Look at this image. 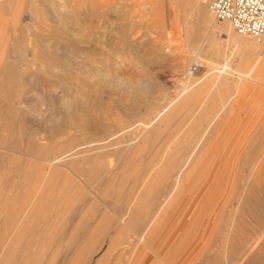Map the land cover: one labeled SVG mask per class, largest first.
Instances as JSON below:
<instances>
[{
    "label": "bare ground",
    "instance_id": "1",
    "mask_svg": "<svg viewBox=\"0 0 264 264\" xmlns=\"http://www.w3.org/2000/svg\"><path fill=\"white\" fill-rule=\"evenodd\" d=\"M127 1L120 0V7H123ZM88 4L93 6L95 2L94 0H0V29H3L0 38H5L3 41L0 40V43L6 44L12 33L18 31L7 28V23L12 22L11 24H15V28H18L19 21H24L23 18L28 20L30 26L26 24L25 29L29 32L33 29V36L36 39L33 45L36 61L34 63L38 64V69L32 73V77L35 76L37 82L43 84L42 89L59 88L63 93L62 98L60 97L61 111L53 119L51 115V118L48 116L53 123H50L51 126L46 132L35 130L37 127L29 129V132L17 130L14 125H10L8 117H3L2 128L6 134L0 135V150H6L10 154L0 151V264H91L90 260L93 259L91 256L99 243L96 230L102 222L106 223L108 228L116 227L120 230L118 235H114L115 231L107 233L109 236L112 233L114 235L109 240L110 247L107 252L103 251L104 255L101 253L103 255L100 256L101 258L93 259L94 262L91 261L93 264H149L152 258H154L152 263H156V258L164 264H173L171 261L174 262L188 243L195 226L204 222V214L191 221L189 227L177 238L171 252L165 255L166 257H162V251L149 240L156 225L169 212L183 188H187L186 194L199 176L198 172L188 183V176L201 156L209 149L210 144L199 141L195 151L187 153L178 150L175 154L163 156L156 161L154 159L148 161L145 155L147 153L145 150L149 149L147 146L154 143V138L161 135L162 130L170 128L171 121L182 113V110L188 111L187 108L190 109L195 104L196 98L208 89L211 79L202 82L193 78L195 75L193 67L203 66V62L197 60L188 68L186 85L181 87L174 100L167 102L161 108L152 107L150 102H136L137 104L130 107H122L120 103L117 113L125 116L127 120H124L125 122H122L121 118H118L117 122L110 120L107 107L104 105L105 101H102L103 97L101 98L94 91L111 88L114 83L118 81L121 83L122 79L116 78V80L103 75L105 66L97 57L102 54H99L96 46V37L91 35L86 37L84 19ZM166 4L176 9L173 17L168 14L167 28H170L171 22L175 21L177 31H183L185 35L192 37L193 43L198 42L201 37H208L211 29L225 31L239 46L249 50L254 65L258 66L260 72H264V43L256 38L254 40L248 36H236L232 32V25L227 21L217 25L213 12L210 7L208 8L207 0H166ZM91 14L96 13L91 12ZM257 41L261 43L263 50L260 51ZM154 54L158 57L156 59L161 61L160 53L154 51ZM190 58H194V55ZM15 64L6 57L0 69V97L7 100L12 98V101L22 96L19 92L23 86L20 84L22 80H17L23 76L18 75L17 79L14 77L17 74H15L17 69ZM179 68L182 67H177ZM84 71L91 72L93 78L96 75L95 80L91 78L89 80L90 76H87L88 80L80 79L77 75ZM221 78L225 81L223 75ZM85 87L88 90H85ZM74 88H77L76 93L73 92ZM141 95L137 94V99L142 98ZM217 95L220 97V94ZM230 96L232 98V95ZM218 97L217 99H220L223 96ZM33 101L32 98L25 101L27 106L24 109L19 107L23 99L14 101L17 106H14L15 109L10 107L12 103H5L4 111L5 113L10 110L16 111L19 119L24 114L34 116L38 110ZM146 113L148 119L139 122H135L137 119H134V122H128L129 117L135 118ZM41 119L43 121V117ZM37 122L41 123V120ZM259 129L262 130H259V134L249 133L233 139L235 143L241 140V137L243 141L245 140L242 149L254 146L253 150L251 147V151L245 152L242 160L239 159L242 150L236 158L237 162L242 161L241 163L246 164L257 162L256 171L248 172L245 178L243 174L235 172L231 175L232 181H228L223 187L228 174L231 151L221 153L220 150L214 149L208 154L207 161L217 160L210 166L199 186L197 196L201 197V204L196 209H207L218 191L224 189L225 204L223 205L228 208L227 215L221 216L222 218L210 216L209 224L202 235L201 249L209 251L216 247L218 252L213 256L210 254L216 263L221 264L225 257L231 264H264V127ZM70 132L80 135L72 136L69 141L65 138L67 143L64 146L60 139ZM41 136L44 142L40 141ZM228 138L229 135L225 142ZM255 138H259L258 141L251 142ZM118 146L123 148L118 150L116 149ZM22 157L25 159L23 160ZM8 165L9 168L6 169ZM4 171L6 175L3 174ZM219 178L224 181H218ZM107 197L111 198L106 201ZM97 201L106 204L105 207L117 217V222L105 216H102L101 221L98 222L99 215L96 216V220L91 219L88 212L91 211L94 216L98 213ZM124 225L128 230L123 229ZM119 246L122 248L118 249L116 256L114 254L115 262L109 261L110 251ZM206 260L205 258L204 261ZM208 262L204 263L208 264Z\"/></svg>",
    "mask_w": 264,
    "mask_h": 264
},
{
    "label": "rangeland",
    "instance_id": "2",
    "mask_svg": "<svg viewBox=\"0 0 264 264\" xmlns=\"http://www.w3.org/2000/svg\"><path fill=\"white\" fill-rule=\"evenodd\" d=\"M119 1L120 0H94L95 4L93 6L89 4L86 6V16L84 19V25L86 27L85 29H87L86 37L88 35L96 37V46L99 50V54H102L100 56L98 55L97 57L98 59H101V63H104L103 65L105 66L106 71L103 68V75H108V77H112L114 79L120 78L119 80L122 79V81L125 83L121 84L123 82L121 81V83H119L118 81L119 84L117 82V84L114 83L112 85L113 87H108L110 89L101 88L94 91V93L97 92L96 94H98L101 98H104H102V101H105L104 105L107 107V112L110 120L114 122H117L118 118H121L122 122H125L124 120H127L125 116L123 117V115L121 116V114L117 113V111L119 112V106L121 105H123L122 107H130L140 102H150L152 107L161 108L167 102L174 100L180 92L181 87L186 85L185 78H187L186 72L188 68L197 60L203 62L204 65L199 66V68L195 72V75H193V78H197L196 80H202V82L206 81L207 79H211V82H209L210 87L208 86V89L203 91L196 98L195 104L190 109L187 108L188 111L186 112L182 110V113H179L173 119V121H171L169 125L170 128L165 129L164 131L162 130V133H160L161 135L155 137L153 140L154 143L149 144V146H147L149 149L145 150V152H147L145 155L147 156L148 161H150L151 159H154L156 161L163 156L175 154L178 150H183L187 153L193 150L195 151V149H197V144L199 143V141H205L210 144L209 149H207L201 156L195 168L188 176V183L191 182V180L197 175L198 172L199 176L194 180V182L190 186V190L186 194L185 191L187 190V188H183L182 193L177 199H175L169 212H167V214L156 225L153 233L149 237V240L153 242L156 239L158 241L157 246L162 248V257H166L165 255H168L171 252L173 246L177 241V238L182 235V233H184L183 231H185L187 227H189L190 222L199 217V215L204 214L203 221L205 223L202 222L196 225L194 228V232L191 229V232H193V234L190 240L181 250L178 258H176L174 262H171L173 264H195L199 261L196 264H199L200 262V264H205L208 261L210 262L211 260V263L208 262V264H220L219 262L216 263L215 261H213V257H211L216 252H218L216 251V247L213 248L215 250L211 249L209 251H204L201 248L203 243L202 235L206 230V226L209 224V217H224L227 215L226 211L228 210V208L223 205L225 204V201L223 200L224 189L222 188L221 190H219L207 209L203 208L202 210L200 208L196 209L197 206L201 204V197L199 198L197 196L199 192L198 189L202 184L206 173H208L210 166H212L213 162L217 160L210 159L209 161H207L209 152H212V150L214 149L220 150L221 153L223 151H231L228 161V174L226 176L225 184L223 185V187L227 184L228 181H232L231 175H233L235 172L243 174V177L245 178V174L247 176L250 172L253 173L256 171L257 162L246 164L244 161V163H241L242 161H236V158L241 150L242 154H240L239 159L241 158L242 160V158H244L245 156V152L253 150L254 146H251L252 148L247 147L242 149L243 142L245 140L243 141L241 137V140L235 143L233 139L235 140L236 136H244L245 134L249 133L259 134V128L262 126L264 127V72H260V69L257 68L258 66L254 65L253 58H251L249 55V50L239 46L236 41L231 39L225 31L211 29L212 32L211 30H209L208 37H201V40L199 39L198 42L193 43L194 39H192V37L185 35L183 31V33L178 32L179 30L177 31L178 27L175 21H172V26L170 25V28H167L166 26L168 21V14L170 13V16L173 17V13L176 9L173 6H168L166 4V0H128L123 7H120L121 4H119ZM90 11L92 13L95 12L96 14H91ZM23 19L24 21L21 20L17 24L18 28H15L16 25L11 24L12 22H9V24L7 23V28L18 29V31L12 33V37H10V40L7 41L6 44L5 42L0 43V69L1 63L3 62V60H5L6 57H8V60L18 65L17 67V65L15 64L17 68L15 74H17L14 77L16 78L19 76H23L19 77V79L16 78L17 80H22L20 81V84H22L23 86L21 91L19 92L22 96L18 97L16 100L23 99V103L19 105V107L21 109H24V107L26 108L27 106L24 103L25 101H28L31 98L33 101L38 97L37 100L35 99V101H33L35 107L38 110V113H35L34 116L31 115V117H36V119L31 118L30 114H24L22 118L19 119L16 111L13 112L10 110L6 111V113L4 111L5 103L8 102L12 103V105H10L12 109H15V107H17L15 104L16 102L14 103V101H16L15 98L12 101V98H10L11 100H7L0 97V135L6 134V132H4L2 128L3 117L5 116L10 119V125H14L17 130L29 132V129L37 127L35 130L40 129L39 131L46 132L51 126L50 123H53L51 119H53V117L58 115L61 111L60 104H62V99H60V97L62 98L63 96L61 90L59 88H51L49 89L50 91L42 89L43 84L37 82L34 75V77H32V73L36 71V69H38V64L34 63L35 56L33 52V45H35L36 39L33 36V29H31V33L29 31H26V24L28 25L29 23L28 20H25V18ZM214 21L217 25H222L225 23V21H217L215 20V18ZM179 28L181 29V27ZM231 29L236 36L247 37L238 34L233 28ZM2 30L3 29H0V32ZM248 37L256 40L251 36ZM4 39V37L0 38L1 41H3ZM14 44L15 47L16 45H18L16 47V50ZM193 44L196 45L194 46ZM259 44L261 45V43L258 42V46L261 51L263 50V46H260ZM5 47L7 50L5 49ZM154 51H158L160 53L161 61L159 59H156L158 57L154 54ZM190 54L194 55V58H190ZM209 59H211V61ZM33 63L37 65H34ZM215 64L216 66H214ZM106 67H108V69ZM177 67L182 68L177 69ZM212 68H214L215 70H213ZM20 71L22 73H20ZM18 72L20 74H18ZM84 72H81V74L77 76L82 80H86L89 76V80L90 78L91 80H95L96 75L93 78L91 72ZM86 72L87 74H90L87 75ZM220 72H222V74H220ZM84 75H86V77ZM221 75L224 76L225 81L221 78ZM26 76L31 77L27 78ZM16 84L19 85L17 81ZM145 84L148 85L147 89L143 88L145 87ZM119 85L122 86V89L121 87H119ZM75 86H77V84H75ZM85 90L88 89L86 88ZM73 92L76 93L77 88H74ZM137 94H142V98L137 99ZM217 94H220V97L223 96V99L218 97L219 95ZM230 95H232V98ZM217 97L221 100L217 99ZM213 99L216 102L217 100L220 101L216 104ZM214 102L215 105L213 104ZM56 103L57 105H55ZM50 104L53 105V109ZM57 107L58 111L56 112ZM222 109H224V111ZM39 112L41 113V115ZM222 113L223 115H221ZM50 115L52 116V118L50 117ZM38 116L40 118L37 119ZM48 116L51 119H49ZM42 117L43 121L41 119ZM136 117H129L130 119H128V122H134L136 119L137 121L135 122L146 120L148 119V114L146 113V115L142 114ZM37 120H41V123L37 122ZM216 126H218V129L216 128ZM77 135L79 136L80 133L70 132L65 135L64 138L61 137V143L65 146L67 140L69 141L72 136L74 137ZM228 135L230 136V138H228L225 142V139L228 137ZM40 138L41 142L45 141L44 139H42L43 136H41ZM237 138L239 137H236V139ZM258 139L259 138L252 139L253 141L251 142L258 141ZM128 143H131L130 140L128 141ZM123 146H118L116 147V149L118 148V150H121ZM129 146L132 147V145ZM0 151L10 154V152H7L6 150L3 151V149H1ZM22 158L23 160L25 159L24 157ZM8 168L9 165L6 169ZM248 169L249 171H247ZM5 173L6 172L4 171L3 174ZM220 180L224 181L222 178L218 179V181ZM110 198L111 197H107V199L105 200L107 201ZM101 203V201H97L98 213H96L95 216L91 211L88 212L91 219L96 220V216L99 215L97 219L98 222L101 221L100 218L102 216L110 218V220L112 219L111 221L117 222V217L115 216V214L112 211H109L108 207H105L106 204ZM222 207L225 208L222 210ZM106 229L109 230L107 231ZM123 229L128 230L125 225L123 226ZM119 230L120 229H116V227L108 228L107 224L103 222L100 224V226L96 230V235L99 238V243L95 253H93L91 256L94 260H98L99 258H101L110 247L109 240L112 237L113 233L110 236L107 233H109V231H115L116 233H114V235H118ZM106 235H108L107 238ZM207 240L208 238L205 240L204 244H206ZM120 247L122 248V246H119L116 249L110 251L108 257V260L110 259L109 261L115 262L114 254L116 256L118 249H121ZM210 254L212 255L210 256ZM144 255H146V253ZM206 256H208V258ZM205 258L207 259L206 261H204ZM93 259H89L91 264H93L91 261L94 262ZM153 260L154 258L150 259L149 264H164L156 258V263H152ZM229 263L230 261L225 257L221 261V264Z\"/></svg>",
    "mask_w": 264,
    "mask_h": 264
},
{
    "label": "built area",
    "instance_id": "3",
    "mask_svg": "<svg viewBox=\"0 0 264 264\" xmlns=\"http://www.w3.org/2000/svg\"><path fill=\"white\" fill-rule=\"evenodd\" d=\"M217 21L229 22L240 35L264 43V0H207ZM199 66L193 67L195 73Z\"/></svg>",
    "mask_w": 264,
    "mask_h": 264
},
{
    "label": "crops",
    "instance_id": "4",
    "mask_svg": "<svg viewBox=\"0 0 264 264\" xmlns=\"http://www.w3.org/2000/svg\"><path fill=\"white\" fill-rule=\"evenodd\" d=\"M157 242H158V241H157L156 239L153 241V243L155 244V247H157L158 249H160V250L162 251V248L159 247V246H157ZM179 255H180V254H179ZM179 255H178V256H179ZM177 258H178V257H177Z\"/></svg>",
    "mask_w": 264,
    "mask_h": 264
},
{
    "label": "clouds",
    "instance_id": "5",
    "mask_svg": "<svg viewBox=\"0 0 264 264\" xmlns=\"http://www.w3.org/2000/svg\"><path fill=\"white\" fill-rule=\"evenodd\" d=\"M148 88V85L147 84H145V89H147Z\"/></svg>",
    "mask_w": 264,
    "mask_h": 264
}]
</instances>
